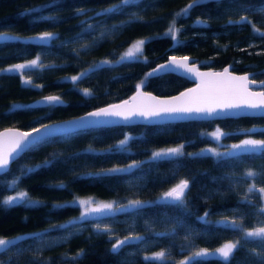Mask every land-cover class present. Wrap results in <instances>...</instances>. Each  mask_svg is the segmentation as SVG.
<instances>
[{"label": "trees", "instance_id": "obj_1", "mask_svg": "<svg viewBox=\"0 0 264 264\" xmlns=\"http://www.w3.org/2000/svg\"><path fill=\"white\" fill-rule=\"evenodd\" d=\"M187 1L139 0L138 7L128 6L122 13L96 17L100 9L118 0H56L49 8L41 6L51 0H0V31L22 37L34 36L43 31L57 34V38L47 45L25 40L0 41V69L34 59L38 54L43 64L47 65L44 68H26L20 72L0 71V128L16 126L29 129L121 99L135 89L136 83L145 73L169 54H189L195 57L198 67L220 68L228 64L235 72L249 74L250 78L257 81L256 88H264V84L259 83L264 81V35L254 32L251 23H226L230 18H238L236 10L227 7L230 0H220V3L209 0L192 9L187 17L175 16L187 5ZM252 3L259 6L264 0H252ZM33 7L40 8V11L31 14L25 12ZM77 8L87 11L79 13ZM133 13L140 19L130 20ZM39 15H54L58 19H33V16ZM174 17L176 27L180 29L179 43L166 34ZM197 18L206 20L207 24L194 23ZM86 19L94 26V30L80 36L81 28H87V24L83 23ZM257 19H261L260 13L251 14L250 20L255 25L258 24L255 21ZM122 21L126 23L121 25ZM113 26L118 27L113 30ZM258 26L264 28V24ZM145 38L148 39L141 58L103 65L75 84L71 81V76L78 75L90 65L99 64L102 59L117 60L130 42ZM144 57L147 63H144ZM22 79H31L32 84L26 85ZM189 83L185 77L171 72L149 79L143 88L158 94H168ZM85 88L91 90L90 96L83 94ZM44 95H59L63 103H30ZM214 126L229 133L221 139L223 143H236L243 138L264 139V116L243 115L153 124L101 125L72 134H56L21 153L10 164L7 173H0V182H11L19 177L16 190L25 191L42 203L35 207H0L2 236L13 237L48 230L51 225L79 216L78 204L60 211L53 210L54 204L72 201L74 197L93 196L121 204L131 199L154 201L181 178H195L187 194L191 201L188 205L191 215L170 205H153L150 209L142 210L139 215L118 214L116 222L112 224L117 234L126 235L131 226V230L145 235L147 241L146 244L127 246L122 256L109 254L111 244L108 236L95 233L93 224L110 222V218L101 216L90 218L82 234L67 241L60 239L66 233L52 229L43 241L24 244L26 250L22 253L13 250L6 255L0 254V264H62V253L74 254L79 249H84L85 255L76 264H177L199 248L214 249L225 241H234L237 237L218 223L219 218L231 217V210L243 204L240 198L245 195L250 184H255L257 191L248 193L249 198L257 207L262 203L258 189L264 186L260 182L264 177L257 175L249 178L245 173L249 169L259 172L264 167V153L243 155L227 162H218L210 154L199 158L184 156L174 162H159L155 166L145 164L118 179H74L82 173L127 165L132 160H146L151 151L159 148L183 143L184 151L188 153L216 146L217 142L207 134ZM253 128L255 131H242ZM125 133L134 137L129 142L130 153L99 152L117 143ZM89 146L97 151L90 152ZM53 159V166L38 167L45 160ZM25 168L35 170L21 176ZM173 173L175 178H172ZM61 181L64 186L57 187ZM11 192L0 188V200ZM205 211L211 213L208 219L212 223L205 224L196 219ZM165 212L168 217L184 220L192 231L190 242L184 240L187 229L177 228L174 236L156 235L173 228L171 220L163 219ZM260 219L250 215L245 226H259ZM256 247V240H249L245 245V249ZM161 249L168 250L169 260L152 262L143 259L144 255ZM251 256L250 252L238 251L231 264H247ZM196 264L225 262L213 258L197 261Z\"/></svg>", "mask_w": 264, "mask_h": 264}, {"label": "snow or ice", "instance_id": "obj_2", "mask_svg": "<svg viewBox=\"0 0 264 264\" xmlns=\"http://www.w3.org/2000/svg\"><path fill=\"white\" fill-rule=\"evenodd\" d=\"M208 2L209 0H189V3L177 12L175 16L187 17L192 9ZM214 2L220 3V0H214ZM55 3L56 0H51L50 3H45L41 7L49 8ZM128 6L138 7L139 0H118L117 3L110 4L107 7L100 9L95 16L99 17L100 15L108 16L109 14L122 13ZM227 7L230 9L234 8L238 17L235 20L230 18L226 21L227 24L243 25L245 23H251L254 32L264 35V32L256 27L255 23L250 20L251 14L260 13L264 15V6L257 7L256 4L252 3V0H230ZM39 11L40 8L37 7L25 10L28 14L37 13ZM76 11L79 13H86L87 10L84 8H77ZM33 19L51 21L58 19V17L54 15H39L38 17L33 16ZM88 19H91V17ZM132 19H140V17L133 13L130 16V20ZM83 23L87 24V28H81V32L79 33L80 36L90 34V32L94 30V26L88 23L87 19ZM124 23L126 22L122 21L121 25ZM194 23L198 25H206L207 21L197 18ZM116 27L118 26H113V30H115ZM179 32L180 29L176 27V20L174 17L166 34L169 35L173 41L179 43ZM56 38L57 34L49 31H43L34 36L28 37L0 31V41L25 40L27 42L47 45L50 42H53ZM147 39L148 38L139 39L133 42L117 60L105 58L100 61L99 64L90 65L78 75L71 76V81L75 84L77 81L87 77L90 72L97 71L103 65L122 63L133 58H141ZM82 47L86 48L88 45H82ZM143 59L144 63L148 62L146 57ZM44 67H47V65L43 64L41 56L38 54L34 59L27 60L24 63L10 65L8 68L0 69V71L20 72L26 68ZM178 69L191 73L201 82L197 84L196 88H189L180 92L179 95L167 98L157 97L151 93L142 91L149 79L165 73L175 72ZM228 73L229 68L227 67L223 70V73L199 72L195 65H189V57L169 56L165 63L158 64L155 68H152L149 72L145 73V76L138 83H136L135 87L137 94L131 99L133 101L139 100L138 103L130 104L128 100H125L119 104H110L106 107L97 108L94 111L86 113L85 117H80L72 121H63L52 125L41 124L39 127L32 128L30 131L26 132L12 130L9 131L7 135L5 133H0V173H7L10 169V164L18 155L34 148L39 143L55 136L56 134H72L78 130H85L99 125L114 123L113 120L106 118H119L125 122H133L135 118L139 117L149 122H162L164 120H175L181 117L192 116L202 118H229L243 115L264 116V91H252L249 88V84H255L257 81L250 80L249 74L243 76H228L226 75ZM206 77L209 79H202ZM22 83L31 85L32 81L31 79H22ZM259 83L264 84V81H260ZM82 91L85 96L91 95L90 89L85 88ZM42 101L49 105L63 103V100L59 95L45 96L42 98ZM242 131L251 132L255 131V128ZM208 135L219 143L221 139L228 136L229 133L217 127ZM133 139L134 137L125 133L123 138L117 143L110 145L107 149H101L99 152L126 155L131 152L129 142ZM184 147L185 145L181 143L176 146L159 148L151 151V155L148 156L146 160H132L127 165H117L111 168L99 169L95 172L82 173L74 179H79L81 177L90 178L92 180L118 179L127 174H131L136 169L142 168L145 164L155 166L159 162H174L177 158L184 156L199 158L206 154H210L212 157L217 158L218 162L235 161L243 155L264 153V139H243L240 140L239 143L224 146V151H218L216 148H207L201 149L199 152L186 153ZM89 151L95 153L97 150H93L91 149V146H89ZM54 162V159L45 160L38 167L48 168L53 166ZM34 170V168L22 169L21 176L28 175ZM245 174L249 178L256 177L257 175L264 177V167H261L259 172L249 169ZM172 178H175V173H173ZM17 180H19V177L11 182H0V188L4 191L15 192V195H7L0 200V207L9 209L17 205L28 207L40 205L42 202L31 198L27 192L16 190ZM260 182L264 184V179ZM194 183L195 178H181L168 190L163 191L154 201L131 199L126 203L121 204L116 201H96L92 197H74L72 201L56 203L53 205V210L55 211L64 210L78 204L80 209L79 216L71 217L62 223L51 225L50 229L41 230L40 232L19 234L13 237L0 235V254L6 255L13 250L22 253L26 250L23 247L24 244L29 241H43L44 237L47 236L52 229L66 233V235L60 239L62 241H67L71 237L82 234L85 225L90 221V218L104 216L110 218V222L93 224L95 233L108 236V240L111 244L110 249H108L109 254L113 256H122L123 250L127 246H138L139 244H146L147 241L145 235L131 230V226H129V231L126 235L117 234L112 227V224L116 222V216L121 213L139 215L142 210L150 209L153 205H170L178 207L183 213L190 216L191 211L189 210L188 205L191 201H189L187 194ZM63 186L62 181L57 185V187ZM254 191H257L256 185L250 184L246 189L245 195L240 198L243 201V204L238 205L231 210V217L223 216L218 222L223 228L229 229L233 232L237 237L234 241H225L214 249H209L207 247L199 248L191 252L190 255L185 256L184 259L178 261L177 264H196L197 261L213 258L222 260L225 264H231V261L235 258V254L238 251H247L252 254L247 260V264H264V203H261L259 207L253 203L249 198L248 193ZM258 192L264 196V186L260 187ZM245 209H248V211L246 212ZM210 215L211 213L209 211H205L203 215H198L196 219L205 224L212 223L208 219ZM250 215L261 217L258 221L259 226H245L247 217ZM163 219L165 221L171 220L173 222V228L158 232L156 233L157 236H168L169 234L174 236L177 228L187 229L184 240L190 242L192 231L185 224L184 220L179 217H168L166 212ZM249 240L258 241V247L245 249V245ZM61 255L64 258L62 264H76V262L85 255V250L79 249L74 254L65 252ZM143 259L145 261L159 262L169 260L170 256L168 255L167 249H161L158 252L144 255ZM118 264H120V262H118Z\"/></svg>", "mask_w": 264, "mask_h": 264}, {"label": "water", "instance_id": "obj_3", "mask_svg": "<svg viewBox=\"0 0 264 264\" xmlns=\"http://www.w3.org/2000/svg\"><path fill=\"white\" fill-rule=\"evenodd\" d=\"M188 3H189V0L187 1V4ZM169 56H177V57L187 56V57H189V65L190 66L191 65H195L196 69L199 72L223 73V70L227 67V68H229V73L226 74L228 76H243V75L247 74L245 72H235V71L231 70L228 64H225V65H223L220 68L198 67L197 64L195 63V57H193V56H191L189 54H169L164 60L158 62L153 68H155L158 64L165 63L168 60V57ZM172 73H175L177 75H180V76L185 77L186 79H188L190 81V83L187 84L186 86L180 88L179 90H177L175 92H172V93H168V94H158V93H154V92L149 91V90L144 89V88L142 89V91L151 93L152 95L157 96V97L167 98V97H170V96L179 95L180 92H183V91H185V90H187L189 88H196L197 84L201 82L194 75H192L191 73L184 72L182 69H178V70H176L175 72H172ZM202 79H209V78L206 77V78H202ZM249 79L250 80H254V79H252L250 77H249ZM256 85H257V83H255V84H249L250 90H252V91H264V88H256ZM136 94H137V90H136V87H135V89L133 91H131L127 96H125V97H123L121 99H118V100H115V101H111V102H108V103L99 105L97 107H93V108L87 109V110H85V111H83L81 113L75 114V115H71V116H68V117H65V118H61V119L49 121V122L42 123V124L52 125V124H56L58 122L72 121V120L77 119V118H80V117H85L86 116V113L91 112V111H94L97 108L106 107V106H108L110 104H119V103H121L122 101H125V100H128L130 104H135V103H138L139 100L133 101L131 98L133 96H135ZM45 96H49V95H44V96L37 97V98L31 100L30 103L31 104L43 103L42 98L45 97ZM215 118H222V117L202 118V117L192 116V117H181V118H178V119H175V120H164L162 122H166V121H180V120H189V119H215ZM106 119H110V120H113L114 121V123H111V124H108V125L134 124V123H142V124L160 123V122H149V121H145L143 118H139V117L135 118L133 122H125V121L120 120L119 118H106ZM40 125H37L35 127H39ZM99 126H101V125H99ZM35 127H33V128H35ZM31 129L32 128L22 129V128L16 127V126H6V127L0 128V133H5L7 135L9 133V131H12V130L26 132V131H30Z\"/></svg>", "mask_w": 264, "mask_h": 264}, {"label": "rangeland", "instance_id": "obj_4", "mask_svg": "<svg viewBox=\"0 0 264 264\" xmlns=\"http://www.w3.org/2000/svg\"><path fill=\"white\" fill-rule=\"evenodd\" d=\"M259 6H264V3L263 4H260ZM259 6H257V7H259ZM258 24H264V15H262L261 14V19H257V20H255ZM258 24H256L255 26L256 27H258V28H260L261 29V31L263 32L264 31V28H262V27H259L258 26ZM136 40H139V39H136ZM136 40H134V41H132V42H130L123 50H122V52H121V55L129 48V46L133 43V42H135ZM120 55V56H121ZM102 60H104V59H102ZM101 60V61H102ZM27 60H23V61H21V62H17V63H14V64H18V63H24V62H26ZM11 65H13V64H11ZM10 65H8V67H9ZM217 128V126H214L211 130H209V131H207V134H209V133H211V132H213L215 129ZM243 139H249V138H243ZM243 139H241V140H243ZM236 143H239V141L238 142H236ZM231 144H234L233 142H228V143H223V142H219V143H217L216 144V146H208V147H204L203 149H207V148H216L218 151H224V146H226V145H231ZM20 191V190H19ZM7 195H15V192H11V193H8V194H6L5 195V197L7 196ZM261 196H262V194H261ZM88 197H92L94 200H96V201H110V200H103V199H97V198H95V197H93V196H81V197H78V198H88ZM262 203H264V196H262ZM99 217H101V216H97V217H95V219L96 218H99ZM219 220H221V218H219ZM223 244V243H222Z\"/></svg>", "mask_w": 264, "mask_h": 264}]
</instances>
